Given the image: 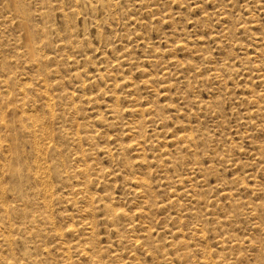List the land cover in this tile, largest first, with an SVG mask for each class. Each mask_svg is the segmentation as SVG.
Returning a JSON list of instances; mask_svg holds the SVG:
<instances>
[{"label":"rangeland","instance_id":"obj_1","mask_svg":"<svg viewBox=\"0 0 264 264\" xmlns=\"http://www.w3.org/2000/svg\"><path fill=\"white\" fill-rule=\"evenodd\" d=\"M137 263L264 264V0H0V264Z\"/></svg>","mask_w":264,"mask_h":264},{"label":"bare ground","instance_id":"obj_2","mask_svg":"<svg viewBox=\"0 0 264 264\" xmlns=\"http://www.w3.org/2000/svg\"><path fill=\"white\" fill-rule=\"evenodd\" d=\"M41 81V80H40ZM45 90V89H44ZM51 96V95H50ZM47 98V97H46ZM49 98V97H48ZM50 99V98H49ZM116 99V98H115ZM48 100V99H47ZM51 100V99H50ZM52 102V101H51ZM53 102H54V100H53ZM52 108V107H51ZM53 111V110H52ZM50 115H51V113H49ZM27 117H28V115H27ZM32 121V120H31ZM36 121V120H35ZM37 123V122H36ZM35 123V124H36ZM33 128V127H32ZM40 129H42V128H40ZM42 133V132H41ZM190 140V139H189ZM38 144V143H37ZM9 146V145H8ZM41 148H42V146H41ZM44 148V147H43ZM37 149V148H36ZM38 152V151H37ZM39 153V152H38ZM42 154H44V153H42ZM42 154L40 155V156H42ZM46 154V153H45ZM44 154V155H45ZM115 216V215H114ZM121 216V215H120ZM198 228V227H197ZM85 231V230H84ZM10 242V241H9ZM210 255V254H209ZM89 258V257H88ZM138 264V263H137Z\"/></svg>","mask_w":264,"mask_h":264}]
</instances>
